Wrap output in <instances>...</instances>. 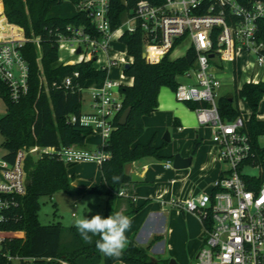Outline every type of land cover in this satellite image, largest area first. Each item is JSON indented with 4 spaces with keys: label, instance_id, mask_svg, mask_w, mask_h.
<instances>
[{
    "label": "built area",
    "instance_id": "built-area-1",
    "mask_svg": "<svg viewBox=\"0 0 264 264\" xmlns=\"http://www.w3.org/2000/svg\"><path fill=\"white\" fill-rule=\"evenodd\" d=\"M0 4V17L5 16L10 24L24 31L23 39H0V79L9 88V98L17 101L29 90V65L21 48L25 42L33 41L40 49V39L27 38L22 26L8 20L3 0ZM124 4L121 23L113 28L111 0H78L76 10L86 14L91 25H68L58 39L59 51L63 49L76 56L60 60L63 64L93 60L97 68L109 71L113 66L121 68L117 79L108 75L102 82L80 87L89 91L90 111L82 112L79 118L71 116V122H79L90 128L92 134L100 135L102 143L95 149L78 145L60 149L24 147L16 152L13 161L0 159V224L10 219V211L19 206L20 198L27 192L29 155L55 151L67 167L81 162L101 166L111 158L106 146L117 128L115 119L123 111L121 88L134 83V78L125 74L126 64L134 62L127 44L123 42L124 51L111 54L112 43L122 41L125 33L140 30L149 63L160 62L181 41L189 42L187 49L195 48V66L180 75L188 82H179L174 93L180 102L204 103L195 113L200 125L212 128L215 160L222 163L211 192L174 200L186 212L200 216L204 225L205 245L192 264H264V133L256 141L252 139L247 130L251 115L245 117L240 113L232 121L221 116L218 89L222 83L216 72L229 69L230 64L236 73L237 56L242 54L245 60L241 70L248 75L245 83L264 82V43L257 39L258 20L264 17V0H139L133 7L124 0ZM40 78L47 86L44 75ZM62 86H73L72 76L65 77ZM257 118L264 120L261 115ZM84 153L86 158H77ZM118 194L127 195L124 190ZM0 232H4L0 234V254L11 261L19 260L20 257L3 253V242L23 237L24 232Z\"/></svg>",
    "mask_w": 264,
    "mask_h": 264
},
{
    "label": "trees",
    "instance_id": "trees-1",
    "mask_svg": "<svg viewBox=\"0 0 264 264\" xmlns=\"http://www.w3.org/2000/svg\"><path fill=\"white\" fill-rule=\"evenodd\" d=\"M3 1L8 20L22 26L27 38L40 39V49L33 41L25 42L21 48L29 65L28 92L13 101L9 98L8 86L0 79V94L7 106V113L0 118V131L5 137L3 146L8 150L5 158L13 161L16 152L24 147L60 149L71 145L85 146L92 130L79 122H71L72 115L78 118L82 115L83 91L79 88H86L91 80L104 81L109 69L97 68L93 60L63 64L59 61L58 39L68 25L85 24L89 27L90 18L76 10L78 0ZM126 1L129 7H133L139 0ZM125 9L124 0H111L113 28L120 25ZM0 22L3 23L5 40L24 38L22 28L10 24L5 16L0 17ZM257 39L264 43V17L258 20ZM122 42L127 44L128 54L134 57L131 67L125 70L127 76L134 78V83L121 88L123 111L115 119L117 128L106 146L111 158L100 166L102 181L93 187L75 186L58 152L29 155L26 161L27 192L20 198L19 206L10 211V219L0 224V230L24 232L23 237L7 238L3 242V253L20 257L19 264L168 263V260L154 259L132 242L127 244L120 258L107 257L95 247L98 236L93 238L92 244H86L75 225L65 226L62 222L43 225L39 219L41 198L60 191L80 196H105L104 217L112 215L118 192L132 181L125 165L148 156L163 158L158 154L160 148L154 146L153 141L147 145L137 142L145 130L144 118L159 107L158 96L162 87L173 91L177 89V77L195 66L197 52L192 47L183 56L171 58L168 54L158 63H149L144 57V35L140 30L125 33ZM75 72L79 75L75 76ZM41 75H44L47 86L41 82ZM67 76H72L73 86H62ZM263 97L264 82L245 83L237 87L234 95H223L218 99L221 116L229 121L236 119L241 113L239 102H246L252 112L247 130L256 141L264 133V120L257 118ZM186 105L195 110L204 103L186 102ZM128 108L131 109L128 122L120 125L119 120ZM198 147L196 141L193 153ZM113 177H119V180L114 181ZM12 263L7 255L0 254V264Z\"/></svg>",
    "mask_w": 264,
    "mask_h": 264
},
{
    "label": "crops",
    "instance_id": "crops-1",
    "mask_svg": "<svg viewBox=\"0 0 264 264\" xmlns=\"http://www.w3.org/2000/svg\"><path fill=\"white\" fill-rule=\"evenodd\" d=\"M2 38H4L3 28H0V39ZM228 66L231 69V65L228 64ZM225 71L216 70L218 75ZM232 72L236 80L237 70L236 73ZM177 80L188 82L182 76H178ZM93 82V80L89 81L88 85ZM158 101L159 107L144 118L145 130L137 142L147 145L153 141L154 146L160 148L158 154L163 158L148 156L125 165V171L132 176V181L122 188L127 195L119 196L114 201L112 211L113 214L120 212L132 218L131 228L126 232L128 243L132 242L146 250L154 259L168 260V263L174 259L179 264H191L201 246L204 225L200 216L186 212L178 207L174 200H185L203 193L200 192L201 190L207 192L213 186L215 176L218 175V162L215 160L216 147L213 143L209 145L204 141L201 143L195 110L189 108L186 103L177 102L171 88L162 87ZM89 111L90 109L82 108L84 113ZM171 127H174L173 131L177 137L174 143L168 145L170 142H166L162 136ZM170 133L172 141L175 134L171 131ZM179 136L189 139L185 150H182L183 140L179 142ZM89 137H92L91 140ZM196 141L199 147L193 153ZM101 143V137L99 140L95 135H90L86 139L85 146L82 147L95 149ZM178 153L185 158L193 157L190 167L183 169L173 167L172 158ZM168 163H171L170 167L167 166ZM193 163H195L194 166ZM85 165L94 166L95 164L81 162L68 169L69 176L73 178V185L83 188L98 186L102 181L100 166L96 164L100 178L89 183L82 178V169ZM102 197L99 212L104 216L107 198ZM88 216L91 218L90 215Z\"/></svg>",
    "mask_w": 264,
    "mask_h": 264
},
{
    "label": "rangeland",
    "instance_id": "rangeland-1",
    "mask_svg": "<svg viewBox=\"0 0 264 264\" xmlns=\"http://www.w3.org/2000/svg\"><path fill=\"white\" fill-rule=\"evenodd\" d=\"M0 28H3L2 22H0ZM188 46H189V42L187 40L181 41L180 44L171 52L170 54L171 57L177 58L178 56L183 55L184 52L187 50ZM124 50H125V45L122 41H116L112 43L111 54H114L115 52H121ZM59 55H60L59 61L76 58V56L71 55L68 51L63 50V49H60ZM244 60H245V56L242 54H238L237 64H236L237 66L236 80L234 79V73L232 72L231 69H227L225 73L218 75L222 83V86L218 89L219 98L223 95H228V94L234 95L236 93L237 87L242 86L244 82L246 81V79L248 78V75L244 74L241 70V65ZM228 67L230 68V66ZM120 73H121L120 66H113L110 71V75L114 79L119 78ZM173 95L175 97L174 91H173ZM89 98H90L89 91L86 89L83 90V105H82L83 110L90 109L89 103H88ZM175 100L177 102H180L176 99V97H175ZM181 103L185 104L184 102H181ZM239 106L241 109V113L245 117H250L252 112L250 108H248V105L244 101H240ZM258 112H259L258 115L264 116V97L262 101L260 102ZM6 113H7V106H6L4 98L0 94V118L3 117ZM195 118H196L195 120L199 128L198 134L200 135L201 143L204 141L208 145L212 144L213 143L212 142V138H213L212 128L200 125L196 113H195ZM173 130H174V127H171L169 130L173 132L175 136L174 138H172V141L168 145H171L172 143H174L177 137L176 133ZM91 135H95L100 140V137H101L100 135L98 134H91ZM91 138L92 137H89L90 140ZM178 139H179V142L180 140H183L182 150H185V147L187 146L189 139H186V138L184 139V137L182 136H179ZM4 140H5V137L0 131V159H3L5 155L8 154V150L3 146ZM176 142L178 144V140ZM92 144H96V143H92ZM26 148L34 149V147H30V148L26 147ZM89 163H94V162H89ZM94 164H95L94 166L85 165L84 168L82 169V173H83L82 178H84L89 183H93V181H96L100 178V175L98 174L99 168L96 165V163ZM194 164L195 163H193V166ZM75 165L68 167V169H71ZM221 167H222V163H218V174H219ZM217 176H215V179ZM211 191H212V187L209 190H207V192H211ZM200 192H204V190H201ZM118 196H123V195H118ZM102 198L103 197L100 195L88 194V195L80 196L77 194H68L63 191H60L54 194L53 196H45L41 198V208L39 210V219L43 225L62 222L66 226H71V225H74L76 219L82 218L84 216L88 218L89 217L88 215L92 216L93 213H100L99 210L101 209L100 204H101ZM0 234H4V232H0ZM204 238H205V232L203 228L202 235H201V246L197 254L193 257L191 264L196 261L198 253L200 252L201 248L205 245ZM12 264H19V261L14 260ZM63 264H67V263H63Z\"/></svg>",
    "mask_w": 264,
    "mask_h": 264
},
{
    "label": "clouds",
    "instance_id": "clouds-1",
    "mask_svg": "<svg viewBox=\"0 0 264 264\" xmlns=\"http://www.w3.org/2000/svg\"><path fill=\"white\" fill-rule=\"evenodd\" d=\"M87 157V154H78L77 158ZM118 181L119 177H113ZM132 218L123 213L116 212L104 217L97 213L91 218L85 216L75 220V226L86 244H92L94 237L95 247L107 257L120 258L127 247L128 238L126 232L131 228Z\"/></svg>",
    "mask_w": 264,
    "mask_h": 264
},
{
    "label": "water",
    "instance_id": "water-1",
    "mask_svg": "<svg viewBox=\"0 0 264 264\" xmlns=\"http://www.w3.org/2000/svg\"><path fill=\"white\" fill-rule=\"evenodd\" d=\"M80 52H81V50L79 49V50H78V53H80ZM144 57H145V55H144ZM130 67H131L130 64H126V66H125V70L129 69ZM130 111H131V109L128 108V109H126V110L123 112V114H122V116H121V118H120V120H119V124H120V125H126V124H127V122H128V118H129V115H130ZM163 139H164L166 142H171V133H170L169 130H167V131L165 132V134H164V136H163ZM172 162H173V167H174L175 169L188 168V167L191 166V164H192V162H193V157L190 156V157L185 158V157H182L181 154L178 153V154H175V155L173 156V158H172ZM133 179H135L134 176H133ZM74 225H75V223H74ZM168 264H179V263H178L176 260L171 259V260L169 261Z\"/></svg>",
    "mask_w": 264,
    "mask_h": 264
},
{
    "label": "bare ground",
    "instance_id": "bare-ground-1",
    "mask_svg": "<svg viewBox=\"0 0 264 264\" xmlns=\"http://www.w3.org/2000/svg\"><path fill=\"white\" fill-rule=\"evenodd\" d=\"M2 40H5L4 38H2ZM73 62V61H72Z\"/></svg>",
    "mask_w": 264,
    "mask_h": 264
}]
</instances>
